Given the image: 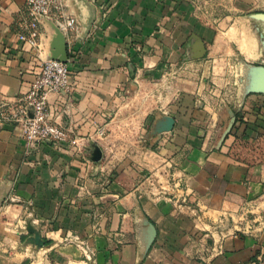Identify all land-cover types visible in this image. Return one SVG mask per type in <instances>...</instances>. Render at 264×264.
<instances>
[{
    "label": "crops",
    "instance_id": "obj_1",
    "mask_svg": "<svg viewBox=\"0 0 264 264\" xmlns=\"http://www.w3.org/2000/svg\"><path fill=\"white\" fill-rule=\"evenodd\" d=\"M66 2L73 89L49 107L79 144L29 147L0 123V264H264V93L247 67L264 65L260 25L211 22L191 0ZM25 17L26 0H0V102L27 92L50 54V24L32 49ZM165 115L173 129L153 134ZM145 219L157 228L146 255Z\"/></svg>",
    "mask_w": 264,
    "mask_h": 264
},
{
    "label": "built area",
    "instance_id": "obj_2",
    "mask_svg": "<svg viewBox=\"0 0 264 264\" xmlns=\"http://www.w3.org/2000/svg\"><path fill=\"white\" fill-rule=\"evenodd\" d=\"M45 20L53 21L65 35L66 41L72 32H79L77 19L73 11L68 10L66 0H26L25 45L41 49V24ZM69 62L70 59L63 62L43 58L29 90L15 101L0 102V123H13L19 127L29 147H38L45 142L79 144V140L72 137L71 127L58 125L53 120L49 107L51 93H70L73 89ZM96 134L105 140L107 127L100 126Z\"/></svg>",
    "mask_w": 264,
    "mask_h": 264
},
{
    "label": "water",
    "instance_id": "obj_3",
    "mask_svg": "<svg viewBox=\"0 0 264 264\" xmlns=\"http://www.w3.org/2000/svg\"><path fill=\"white\" fill-rule=\"evenodd\" d=\"M249 18L255 21V23H257L258 25H260L258 26L257 29L260 33L264 45V12L252 13L249 15ZM45 22L49 23L51 28L53 29V36L50 40V54L48 55L47 59H57L63 62H67L69 59V52H68V45L65 35L53 21L45 20ZM91 23L92 22L89 20L86 26V32H88ZM201 55L202 54L200 53L196 57H201ZM247 67H248L249 75L251 74L255 77L253 82L252 80H250L251 85L249 91L264 93V65L248 64ZM233 122H234V116L232 117L227 132L228 130H230L231 126L233 125ZM174 123H175L174 117L165 115L162 118L156 120V123L153 125L152 128V133L159 134L161 132L171 131L174 127ZM102 156H103V152L101 147L96 143H94L93 149L91 151V159L97 162L102 159ZM9 190H10V186L5 185L4 187H2L0 193V205L6 199ZM144 223L147 226V228H146V233L142 238V242L144 246L143 247L144 255H146V253L150 249L151 245L153 244L157 236V228L148 219H145ZM25 228L26 231L29 233V236L27 237L25 244L26 245L30 244L33 250H38L42 248L46 243V239L41 235V231L39 227L33 224L32 219H29L27 221V225ZM90 264H93V261L90 262Z\"/></svg>",
    "mask_w": 264,
    "mask_h": 264
},
{
    "label": "rangeland",
    "instance_id": "obj_4",
    "mask_svg": "<svg viewBox=\"0 0 264 264\" xmlns=\"http://www.w3.org/2000/svg\"><path fill=\"white\" fill-rule=\"evenodd\" d=\"M201 12V17L211 21L220 22L223 26H227L233 22L235 18L248 17L252 13L264 12V0H191ZM176 71L170 79L179 77ZM170 84V83H169ZM143 95H141L142 97ZM136 100L135 103H142V98ZM130 112V111H129ZM143 116V114H141ZM140 115V117H141ZM138 124H136V127ZM132 126V125H131ZM137 129V128H135ZM134 129V130H135ZM133 130V131H134ZM136 131V130H135Z\"/></svg>",
    "mask_w": 264,
    "mask_h": 264
}]
</instances>
